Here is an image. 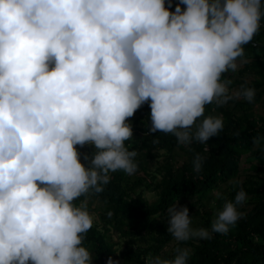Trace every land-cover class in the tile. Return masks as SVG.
Masks as SVG:
<instances>
[{
  "label": "clouds",
  "instance_id": "1",
  "mask_svg": "<svg viewBox=\"0 0 264 264\" xmlns=\"http://www.w3.org/2000/svg\"><path fill=\"white\" fill-rule=\"evenodd\" d=\"M172 4L0 0V264H93L82 246L93 217L75 201L101 193L110 172H136L127 121L145 103L149 131L187 145L207 144L224 127L208 116L192 132L206 105L254 101V88L230 91L222 76L237 71L264 2L178 0L174 11ZM77 145L94 146L89 167ZM245 199L240 191L225 203L210 230L193 228L177 199L167 231L177 242L227 234ZM189 256L177 247L174 258L148 264H188Z\"/></svg>",
  "mask_w": 264,
  "mask_h": 264
},
{
  "label": "trees",
  "instance_id": "2",
  "mask_svg": "<svg viewBox=\"0 0 264 264\" xmlns=\"http://www.w3.org/2000/svg\"><path fill=\"white\" fill-rule=\"evenodd\" d=\"M177 2L173 0L172 11ZM243 48L244 55L238 59L244 60L242 68L223 74L222 80H231L229 87L237 91L242 86L254 88L255 99L252 103L240 98L225 105H206L204 116L197 120L192 132L208 116L220 117L224 123L218 136L211 137L207 144H179L172 133L150 132L148 103L129 118L133 138L125 146L137 153L136 172H110V182L101 193L90 191L75 201L81 206L88 200V209L96 203L93 210L98 221L84 234L82 243L92 254L93 264H108L110 258L115 261V247L120 246L123 249L116 264H148L157 255L172 259L177 247L190 249L188 264H264V115L253 113L254 106L264 104V19L253 40ZM87 147L89 167L95 148ZM177 150L185 154L181 162ZM197 156L201 157L199 171L194 168ZM243 157L249 162L243 180L220 192L240 173ZM216 191L219 193L214 196ZM240 191L246 194L243 203L237 205L241 216L229 226L227 234L177 242L168 233L167 210L177 199L178 208L189 209L193 228L210 230L225 203L234 202ZM146 192L154 194L152 201L144 197ZM113 235L119 242L113 240Z\"/></svg>",
  "mask_w": 264,
  "mask_h": 264
},
{
  "label": "rangeland",
  "instance_id": "3",
  "mask_svg": "<svg viewBox=\"0 0 264 264\" xmlns=\"http://www.w3.org/2000/svg\"><path fill=\"white\" fill-rule=\"evenodd\" d=\"M240 61H241V60H238V61H237L238 65H239L237 70H239V69L242 68V66H243V65H242L243 63H241ZM242 61H244V60H242ZM235 72H236V71H235ZM235 72H234V73H235ZM233 76L235 77V75H233ZM230 91H233V92H234V91H237V88H236V87H231V88H230ZM253 113L264 115V104H261V103H260V104H258V105H256V106H254ZM87 146H88V145L79 146L78 149H77V151L81 154V157H80V158H81V163H83L85 167H88V166H87L86 159H85V152H86V150H88V147H87ZM175 152L177 153V159L179 160L178 162H181V161H183V160L186 158V157H185V154H183V153L180 152L179 150H177V151H175ZM150 165H152V168H154V162H152ZM248 166H249V162L245 160V157H243V158L240 160V167H241L240 173L238 174L237 177H235L233 180H231L228 184L223 185V186L221 187L220 192H222V191H224L225 189H227V187H228L230 184H232V183H237V184L240 183V182L243 180V178H244V176H245V174H246L245 169H246ZM217 193H219V192L216 191V192H214L213 195L216 196ZM144 197H145L147 200L152 201V200L154 199V194L146 192V193L144 194ZM85 202H86V204L84 205V203H82L81 206L83 205V206H86V208H87V202H88V200H86ZM95 204H96V203H95ZM95 204H94V203L91 204L92 207H90V209L87 208V210L89 211L90 215H92V217H93V223H97V221H98L97 214H96V212L93 210V208L95 207ZM112 238H113V240H114L115 242H119V239H118V237H117L116 235H113ZM115 248H116V253H115V255L113 256V258H114V260H115L116 262H120V259H119V257H118V254H119V252L122 251L123 246L115 247ZM170 248H171V246H170ZM166 250H167V249H166Z\"/></svg>",
  "mask_w": 264,
  "mask_h": 264
}]
</instances>
